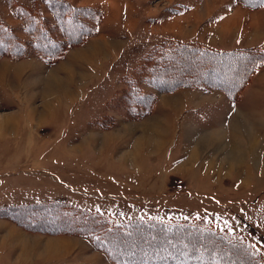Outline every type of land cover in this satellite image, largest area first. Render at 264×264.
<instances>
[{
    "label": "rangeland",
    "instance_id": "1",
    "mask_svg": "<svg viewBox=\"0 0 264 264\" xmlns=\"http://www.w3.org/2000/svg\"><path fill=\"white\" fill-rule=\"evenodd\" d=\"M66 1L0 0V264H264V63L233 96L255 61L197 49L264 50V6Z\"/></svg>",
    "mask_w": 264,
    "mask_h": 264
},
{
    "label": "trees",
    "instance_id": "2",
    "mask_svg": "<svg viewBox=\"0 0 264 264\" xmlns=\"http://www.w3.org/2000/svg\"><path fill=\"white\" fill-rule=\"evenodd\" d=\"M52 1H57V0H52ZM61 1L64 3V4L61 3V5H63V6L75 7V6H73L71 3H69L66 0H61ZM242 1L245 4L250 5V6H258V5H261L262 3H264V0H242ZM71 7L67 8L66 10H70ZM9 44L13 48L19 45L18 43H14V42L10 43L8 41L4 42L3 40H1L0 41V51L1 50H5V49H3V47L8 46ZM197 49H199L201 52L210 53L208 55H212V57H217L218 59H220L222 61L226 60V59H230V60L234 61V63H236V64L238 63V65L240 64L242 58L245 59V60L247 58H250L251 59V60L249 59L250 62L252 60L255 61L252 68L249 67L247 69H244V73H243V75L242 74L240 75L239 81L238 80L234 81L233 80L234 78L231 77V76L230 77H228V76L224 77V79H222L220 77H216L217 80L219 81L218 83L221 84V86H223V88L226 89L233 96L238 94L239 90L243 87V85L245 84L247 79H249V76L256 69V67L264 63V50H259L257 48H251L250 50H248V49H237L235 51H233V50H231V51L230 50L229 51L213 50V49H210V48H202V49H200L198 47H197ZM15 50H18V49H15ZM253 54H254V56H253ZM54 56H56V54ZM54 56H51V58L54 57ZM260 57H262V58H260ZM239 66L241 67V65H239ZM209 69L213 71V69L211 67H209ZM233 73H231V74H233ZM236 73H234V75ZM54 204H57V203H52L51 205H54ZM123 224H124V226H126V228L123 227ZM123 224L112 223V225H108V229H106L105 232L107 233V235H109L108 234L109 230H113L114 229V230L119 232V228H121L120 226H122V228L124 229V234H126V237L128 235L132 234L136 229H142L144 231L145 230H159V231H162V232L166 233V235H171L173 233L180 232V233H183V236H185V241H186L187 247L191 243V241H187V239L193 238L191 236V233L192 234L194 233V234H196L198 236L206 235L208 233V231H202L198 227H193V228H191L192 226H189V227L185 226L184 227L182 224L171 225V224H167V223H165L163 221H160V220H154V221L136 220V221H130L128 223L125 222ZM60 230L64 231V229H58V230L57 229H52L51 231L52 232L54 231L55 233L62 232ZM200 231H202L201 234H200ZM95 236H96V238H99L97 234H95ZM190 253L188 254V259H189V257L191 255H193V254H190ZM185 255H187L186 252H185ZM144 256L147 257L148 254H146ZM185 258H186V256H185ZM148 260H149V258H148Z\"/></svg>",
    "mask_w": 264,
    "mask_h": 264
},
{
    "label": "bare ground",
    "instance_id": "3",
    "mask_svg": "<svg viewBox=\"0 0 264 264\" xmlns=\"http://www.w3.org/2000/svg\"><path fill=\"white\" fill-rule=\"evenodd\" d=\"M105 43H107V42H105ZM109 44V43H108ZM103 43H96L95 45H94V47L93 48H90L89 50H87L88 51V53H90L91 55H93V54H102V52H103ZM105 45V44H104ZM107 49V48H106ZM4 72V71H3ZM69 73H73L74 74V72L72 71V70H69L68 71ZM2 73V72H1ZM75 75V74H74ZM73 76H66V78L64 79V78H61V77H55L54 78V81L58 84L57 85V87H56V85H55V83H51V82H48L46 85H45V88H44V90H45V92H47V90H53V89H55V88H57V90H65V91H67L66 90V88H67V84L69 83V84H73ZM60 80H61V82H60ZM66 80H68L67 82V84H66ZM65 84H66V86H65ZM64 93V92H63ZM156 129H159V127L158 126H156ZM162 129V128H161ZM245 131H246V129L244 128V127H241V131H240V133L242 132V134L243 133H245ZM156 144V143H155ZM246 145H248V144H246ZM251 145V144H250ZM34 246V245H33ZM58 253V252H57Z\"/></svg>",
    "mask_w": 264,
    "mask_h": 264
},
{
    "label": "crops",
    "instance_id": "4",
    "mask_svg": "<svg viewBox=\"0 0 264 264\" xmlns=\"http://www.w3.org/2000/svg\"><path fill=\"white\" fill-rule=\"evenodd\" d=\"M114 5V4H113ZM116 7V6H115ZM107 13H108V11H107ZM108 15V14H107ZM115 17H113V19L112 18H109L110 20H113V21H115V19H114ZM117 18V17H116ZM117 20V19H116Z\"/></svg>",
    "mask_w": 264,
    "mask_h": 264
},
{
    "label": "snow or ice",
    "instance_id": "5",
    "mask_svg": "<svg viewBox=\"0 0 264 264\" xmlns=\"http://www.w3.org/2000/svg\"><path fill=\"white\" fill-rule=\"evenodd\" d=\"M262 6H264V3H262Z\"/></svg>",
    "mask_w": 264,
    "mask_h": 264
}]
</instances>
